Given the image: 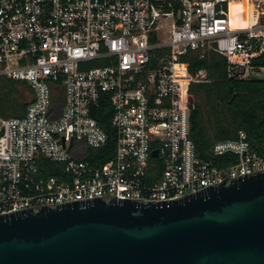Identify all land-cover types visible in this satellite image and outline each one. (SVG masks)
<instances>
[{"label": "built area", "instance_id": "1", "mask_svg": "<svg viewBox=\"0 0 264 264\" xmlns=\"http://www.w3.org/2000/svg\"><path fill=\"white\" fill-rule=\"evenodd\" d=\"M236 3L245 11L230 13ZM208 48L225 57L227 75L256 73L264 0H0V76L32 89L21 114L0 116V212L102 193L174 197L264 167L242 129L209 145L211 155L234 153L229 163L195 150L188 83L205 70L191 74L181 56ZM99 98L114 145L93 164L72 152L105 144L91 114Z\"/></svg>", "mask_w": 264, "mask_h": 264}, {"label": "water", "instance_id": "2", "mask_svg": "<svg viewBox=\"0 0 264 264\" xmlns=\"http://www.w3.org/2000/svg\"><path fill=\"white\" fill-rule=\"evenodd\" d=\"M0 264H264V167L174 197L102 193L2 211Z\"/></svg>", "mask_w": 264, "mask_h": 264}, {"label": "trees", "instance_id": "3", "mask_svg": "<svg viewBox=\"0 0 264 264\" xmlns=\"http://www.w3.org/2000/svg\"><path fill=\"white\" fill-rule=\"evenodd\" d=\"M233 7H240L243 12L245 10L243 3L231 4L230 12ZM181 58L186 60L191 74L200 67L205 70L202 77L193 78L188 83L191 93L189 136L197 154L205 159L210 158L216 164L233 161L234 153L211 155L208 148L213 140L234 137L236 130L242 129L249 145L264 155V52L251 60L253 68L258 72L245 78L227 75L225 57L210 48L201 56L194 49H187ZM101 95L104 97V93ZM31 97L32 89L26 82L0 76V116L21 114ZM110 111L106 99L99 98L92 106L91 114L105 131L106 142L95 149L83 144L80 151L72 152L75 157L95 164L112 155L114 128L109 122ZM38 161L48 167L49 173L62 177L57 163L44 158Z\"/></svg>", "mask_w": 264, "mask_h": 264}, {"label": "rangeland", "instance_id": "4", "mask_svg": "<svg viewBox=\"0 0 264 264\" xmlns=\"http://www.w3.org/2000/svg\"><path fill=\"white\" fill-rule=\"evenodd\" d=\"M258 72V71H257ZM22 89V88H21ZM22 92H23V90H22Z\"/></svg>", "mask_w": 264, "mask_h": 264}, {"label": "bare ground", "instance_id": "5", "mask_svg": "<svg viewBox=\"0 0 264 264\" xmlns=\"http://www.w3.org/2000/svg\"><path fill=\"white\" fill-rule=\"evenodd\" d=\"M245 11V10H244ZM231 13V12H230Z\"/></svg>", "mask_w": 264, "mask_h": 264}]
</instances>
